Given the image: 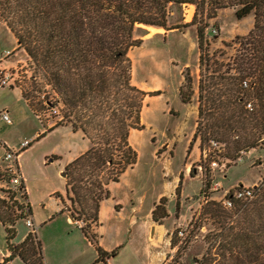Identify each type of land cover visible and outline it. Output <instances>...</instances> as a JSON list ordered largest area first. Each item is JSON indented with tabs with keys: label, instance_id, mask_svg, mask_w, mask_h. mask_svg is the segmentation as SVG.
Returning <instances> with one entry per match:
<instances>
[{
	"label": "trees",
	"instance_id": "obj_1",
	"mask_svg": "<svg viewBox=\"0 0 264 264\" xmlns=\"http://www.w3.org/2000/svg\"><path fill=\"white\" fill-rule=\"evenodd\" d=\"M186 5L196 9L189 23L174 17ZM223 8H235L239 19L252 16L253 30L238 37L236 46L226 45L233 54L221 49L210 57L205 48L207 21ZM0 11L18 49L25 51L52 89V96L47 94L42 103L62 113L47 133L69 126L90 142L88 151L65 170L70 206L64 207L76 221L86 224L82 231L92 244L95 234L90 225L97 223L100 203L110 198L109 185L118 183L137 163L138 153L129 140L132 131L143 127L145 100L161 93H145L132 84L128 53L140 45L134 34L143 26L165 31L197 28L201 78L193 142L199 139L202 151L205 144L218 140L227 147L226 158L233 161L264 142V0H0ZM184 80L179 95L188 104L192 97L189 73ZM22 96L27 101L23 91ZM249 103L252 110L246 108ZM255 189L253 201H237L228 212L216 202L204 209L205 218L218 220L220 232L209 239L216 252L209 249L201 264H211L215 258L220 264H264V180ZM4 194L0 190V223L9 256L1 264L16 258L25 264H44L36 236L35 251L34 234L15 244L16 224L32 217L27 193L21 204L13 195L2 198ZM166 202L163 198L155 206L156 222L168 216ZM97 253L99 261L116 254L108 256L98 246Z\"/></svg>",
	"mask_w": 264,
	"mask_h": 264
},
{
	"label": "rangeland",
	"instance_id": "obj_2",
	"mask_svg": "<svg viewBox=\"0 0 264 264\" xmlns=\"http://www.w3.org/2000/svg\"><path fill=\"white\" fill-rule=\"evenodd\" d=\"M195 13L196 9L193 5H186L183 7L182 14L176 12L174 17L178 20L183 17V23H189ZM207 22L205 34L208 44L205 48L210 57L214 52L221 49L228 52L229 55L233 54L234 50L232 48L226 50V45H235L237 38L248 36L254 26L252 16L243 19L237 18L235 8H223L218 11L214 19ZM142 28L134 34L135 40H141L140 45L128 53L132 65V83L147 93L155 91L161 93L147 98L146 106L142 109L141 114L143 127L132 132L135 136L133 144L139 158L134 169L122 177L121 187L126 188L131 184L136 187L140 186L141 191L146 192V194L149 193L148 196L151 197L152 189L156 186L163 188L164 192H170V189L166 187V180L163 184L157 182L152 178V174L155 172L160 174L164 171L165 174L170 173L174 177L184 158L188 155L189 137H191L194 117L196 116L193 110L198 108L201 70L198 63L200 52L195 26L180 31L177 29L165 31L145 26ZM14 42L15 38L8 30L0 11L1 58H6L5 53L7 51H13ZM15 55V58L9 61V65L15 64L16 61H20V64L10 70L17 73L16 78L19 79V87L26 93L27 102L32 106L30 109L23 102L19 90L16 88L11 92L10 87L5 88L4 92L0 91V105H2L0 107L7 110L12 119L11 125L5 124L0 119V138L9 144L7 149L13 150L15 153L21 149L20 144L22 142L30 140V146L19 153L18 164L23 176L27 198H29L27 202L30 204L32 213L36 214L37 220L40 221L52 212L55 205L59 207L70 206L66 197L65 170L72 162L70 161L71 157L90 148V142L82 132V134L74 133L69 126L47 133V130L60 120L62 113L57 108L49 109L47 102L42 103L47 94L52 96V89L46 84L42 73L33 65L26 54L15 52ZM4 65H8V63H4ZM187 73L192 79V97L191 102L185 105L179 94L185 83L184 78ZM186 91L189 93L188 89ZM38 132L45 133V136L37 139ZM254 132L257 133V131ZM170 142L172 144L167 148L166 144ZM217 144L216 150L211 152L212 159L210 160H214L223 166L222 171L217 169L214 174V180L221 182L223 190L213 193L212 202L222 203L226 191L230 190L229 192L232 193L239 187H252L250 184L261 178L258 186L262 185L264 180V142H261L254 150L246 153L241 152L240 158L233 161L226 158L227 147L222 143ZM204 148L208 150V144H205ZM199 150L202 155L194 165L196 172H199L198 165L204 164L203 158H205L204 151ZM6 151L5 148L0 150V165ZM165 151H169L171 156L167 154L168 157H162ZM155 154L162 159L155 161L153 158ZM194 157L197 158V153L194 154ZM167 159L170 160L166 161ZM2 169H5L4 164L0 166V171ZM202 187V177L197 174L193 180H188L185 184V194L180 201V206L177 200L171 202L170 205L167 204L168 201L165 204L168 205L170 214L165 225L170 232L167 236L168 241L166 237L164 238L166 241L164 247L169 252L164 264L174 246L181 241L179 233L185 228L189 230V234L178 253L175 254L173 264H193L201 260L213 247L209 239L213 238V235L218 231L220 232V224L217 219L205 218L203 215L204 209L209 204L200 205ZM191 215L193 218L190 220ZM177 217L180 218L179 221H177ZM15 228L17 232L15 243L17 244L20 240L25 239L27 234L31 233V230L25 225V219L20 220ZM5 233V228L0 223V261L5 258L8 249ZM35 236L36 234L32 235V238L37 252L38 246ZM105 243L108 246L115 244L108 238H105ZM44 244L42 249L44 264H60V261L62 263L67 259V252L57 249L58 247H48L44 251ZM78 246L79 243H74L70 250L79 252ZM214 246L217 247V245ZM133 249H128L117 257L115 264H142L137 263ZM215 252L216 250L212 249V254ZM211 257L214 260L215 255ZM35 258H38L37 254ZM13 264L25 263L17 259ZM211 264H220L219 258H215Z\"/></svg>",
	"mask_w": 264,
	"mask_h": 264
},
{
	"label": "crops",
	"instance_id": "obj_3",
	"mask_svg": "<svg viewBox=\"0 0 264 264\" xmlns=\"http://www.w3.org/2000/svg\"><path fill=\"white\" fill-rule=\"evenodd\" d=\"M16 42L17 39L15 38V42H14L15 47L13 48V51H7V52H11V55L9 57H6L4 59L0 57L1 70L4 69L10 70L11 68H16L19 66L20 61H16L15 64L9 65L10 63L9 61H11V59L15 58L16 56L15 52H22L26 54L23 49H18ZM4 63H8V65H4ZM15 88L19 90L23 102H25V104L28 105V102L22 96L23 89L14 86L11 87L10 92L13 91V89ZM4 89H0V91H3ZM146 100H145L144 108L146 106ZM198 110H199V103H198V108L196 107L195 110H193L196 113V116L194 117L191 137H189L188 152H187L188 155L186 158H184L183 163L180 165L177 173H175L176 175L173 177L170 173L165 174L164 171H162L160 174L156 172L152 174V178L157 182H161L163 184V182H165L166 180L165 184L166 187L170 189V192L168 193L164 192L163 188H158L156 186L154 189H152V195L151 197H149L148 196L149 193L146 194V192L141 191V189L139 188L140 186L136 187L135 185L131 184L126 188L125 187L122 188L121 187L123 181L122 177L124 175H127V173L133 170L134 168L130 169L122 175L118 183H112L109 185L108 190L110 193V198L100 203L97 223L94 225L89 224L92 227V233L95 234V244H92V241H90L85 236V233L82 231V228L86 226V224L82 223L81 221H76V219H74V217L70 212L65 211L64 206L59 207L55 205V208H53L52 212H50L46 218H42V220L40 221L37 220L38 216L36 217V214L32 213L31 220L36 228V237L37 240L40 242L42 249H43V244L45 242L44 251H46L48 247L49 248L58 247L57 249L67 252V259L62 263L60 261V264H65V262H67L66 264H115L117 257H119L122 253H124L128 249H133V248H134L133 249L134 257L137 263L164 264L167 258V253H169L168 250H166V248L164 247V243L166 244L164 238L166 237L168 241L167 236L168 233L170 232V230H168L165 225V221L170 217L168 211V205H170V203L173 202L174 200H177L178 205L180 206L181 205L180 201L185 194L184 186L185 184H187V181L193 180L194 177L197 176V174L201 175L200 171L196 172V170H194L195 169L194 165L197 163V161L199 160V158H201L202 155V153L199 150L200 140L198 139L197 141L193 142L196 132V126H197L196 120L198 119ZM2 111H7V110H3V107H0V112ZM61 127L66 128L68 126L57 127L52 132H54L56 129H59ZM78 132L79 131L74 133H78ZM132 132L130 134L129 144L133 149L136 150V147H134L135 145L133 144L134 143L133 140H135V136L132 134ZM79 134L82 133L79 132ZM41 135L42 133L38 132L36 136L37 139ZM171 144H172L171 142L169 144H166V147L169 148ZM8 146L9 144L1 140L0 138V150L1 148L6 149L8 148ZM88 149L89 148H87L86 151L73 155L70 161H73L77 157H80L81 155L85 154L88 151ZM169 153H170L169 151L168 152L165 151V154L162 157H168L167 154ZM195 153H197V158L194 157ZM156 154L153 157L155 161H159L160 159H162V157L158 158V155ZM138 156H137V160L139 158ZM169 160L170 159H167L166 161ZM0 166H2V162ZM64 176L66 177V175ZM261 180L262 178L250 185H252V187L258 186ZM163 198H166L168 201L167 203L168 205H165L168 216L163 221L156 222L153 218V211L155 209V206L159 205L160 201ZM56 201L58 202V200ZM192 218L193 215H191L190 220ZM179 220L180 218L177 217V221ZM105 238H108L110 241L115 242V244H112L114 246H108V244L105 243ZM23 240L24 239L20 240L18 244L22 243ZM74 243L75 244L79 243L78 246L79 252L76 251L73 252L70 250L72 246H74ZM96 243L98 245H96ZM97 246L100 247L104 252H106L108 256L112 252H116V254L114 256H109V257L106 256L105 261H99ZM60 250L58 251L61 253ZM8 256L9 253L6 251L5 258ZM17 259L19 258H16L14 261H16ZM3 260L0 261V264L3 262ZM43 260L45 261L44 255H43ZM14 261L11 264H13Z\"/></svg>",
	"mask_w": 264,
	"mask_h": 264
},
{
	"label": "built area",
	"instance_id": "obj_4",
	"mask_svg": "<svg viewBox=\"0 0 264 264\" xmlns=\"http://www.w3.org/2000/svg\"><path fill=\"white\" fill-rule=\"evenodd\" d=\"M6 57L11 55V52H6ZM17 73L11 72V70L0 69V89L8 88V87H19V79L16 78ZM244 86L247 85L244 83ZM249 110H252V105L249 103L247 105ZM0 119L7 125L12 124V119L9 116L7 111L0 112ZM30 141V140H29ZM25 140L20 144L21 149L19 152L15 153L13 150H9L6 148V153L2 158V164H4L5 169L0 171V190L5 191L6 194L2 196L8 200L10 195L14 196V201L18 203H23L24 194L26 193V189L24 187L23 176L20 172V167L18 164L19 153L24 151L30 146V142ZM219 142L211 141L208 144V150L204 149V164H200L198 170L201 173L202 177V190L200 193V205L205 206L208 205L213 200V193L218 192L219 190H223L221 182L214 180V174L217 169L222 171L223 166H221L218 162L212 159V150L215 151ZM258 186H255L257 188ZM252 187H239L236 188L232 193L226 191L223 196V202L219 203L226 210H232L235 207V202H250L255 198L256 189ZM25 225L31 230V234H36V228L32 223L30 217L25 219ZM189 230L187 228L180 231L179 235L181 241L174 246L173 251L170 253V256L165 264H173L175 259V254L180 250L183 242L188 237ZM193 264H201V260L194 262Z\"/></svg>",
	"mask_w": 264,
	"mask_h": 264
}]
</instances>
